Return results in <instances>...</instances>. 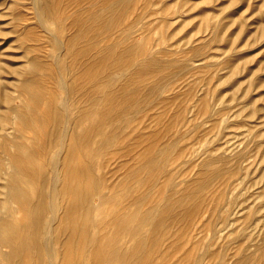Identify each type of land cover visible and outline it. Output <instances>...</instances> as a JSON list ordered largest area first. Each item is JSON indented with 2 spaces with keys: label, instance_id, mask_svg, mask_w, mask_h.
<instances>
[{
  "label": "rangeland",
  "instance_id": "rangeland-1",
  "mask_svg": "<svg viewBox=\"0 0 264 264\" xmlns=\"http://www.w3.org/2000/svg\"><path fill=\"white\" fill-rule=\"evenodd\" d=\"M123 1L128 4L119 21L95 43L86 30L90 14L102 11L110 18ZM102 2L109 10H88V0H0V218L11 204L3 194L11 140L20 138L16 113L8 108L31 101L22 93L25 79H37L60 101L68 98L64 115L78 117L84 109L90 126L86 156L97 183L88 190V213L80 216L90 237L83 251L76 246L65 256L60 241L53 262L25 250L5 261L10 248L0 244V264H94V246L106 256L110 237L128 255L137 244L134 232L152 228L138 226L133 211L146 213L154 204L170 218L157 229L155 246L139 248L149 250L143 264H264V0ZM111 46L116 53L105 58ZM119 46L134 49L136 64L112 66L102 90L113 99L100 97L94 105L80 90L68 92L84 85L79 65L87 56L114 59ZM141 67L148 71L135 74ZM124 89L138 105L115 113ZM24 132L30 142L34 133ZM165 147L167 155L158 157L155 152ZM52 152L46 151L47 159ZM152 154L158 157L154 164L135 174ZM147 183L149 197L136 202ZM187 189L191 197L175 203ZM167 200L174 205L162 209ZM12 216L23 221L18 211ZM1 225L18 242L17 228ZM125 264H132L130 257Z\"/></svg>",
  "mask_w": 264,
  "mask_h": 264
},
{
  "label": "bare ground",
  "instance_id": "bare-ground-1",
  "mask_svg": "<svg viewBox=\"0 0 264 264\" xmlns=\"http://www.w3.org/2000/svg\"><path fill=\"white\" fill-rule=\"evenodd\" d=\"M127 4V1L120 2L117 9H113L115 15L112 14L110 18H104L102 11L101 13L90 14V18H88L90 24L87 22L88 27H86L87 35L89 37L91 35L95 43L96 40L104 39L122 16L123 12L119 15L120 9ZM49 5L46 4L48 12L53 13L54 9ZM98 5L99 8L109 10L107 3H99V0H88V10L95 9ZM42 11L44 12L43 8ZM99 20L101 25L97 24ZM83 46H85L83 51L88 52L91 43ZM113 48L115 47H107L102 55L105 58L114 55L116 52H111ZM97 50L102 52L101 48H97ZM132 51H134L133 48L119 46L118 57L114 59L107 60L103 57L91 59L87 56L84 63L79 65L80 77L83 79L84 85L75 86L68 92L71 94L72 90L74 92L80 90L82 96L88 95L90 103L94 105L99 103L100 97V102L101 99H113L114 94L107 98L104 97L102 86L107 83L112 66L124 67L125 69L136 64V55L130 56ZM147 71L146 67H141L138 70L135 69L134 73L138 75ZM25 80L22 84L24 87L22 93L27 94L31 101L19 108H8L9 111L16 113L19 124H16L18 134L15 135H17L16 137L20 136V138L11 140L14 151L8 154L7 163L9 167L3 192L4 196L10 199L11 204L7 207V215L0 218V229L3 226L1 224L9 223V225L15 226L19 232V240L13 244L14 237L0 231V244L9 245L10 248L3 255L5 261H11L15 255H17V259L21 258L22 250H25V255L35 253L37 256H41L44 254L53 262L56 253L54 246L58 242L61 241L62 250L66 256L67 252L71 255L76 246L83 251V244L90 238L86 223L80 220V216L87 214L90 209L87 205L89 187L97 185L91 173L90 157L86 156L89 155L87 148L90 144L88 132L90 126L88 124L85 126L87 114L83 108L78 117H68L67 114L64 115L71 108L68 98L60 101L51 92L41 88L37 79H34L35 82L29 81L31 82L30 85L28 80ZM120 94L122 98H116L118 104L115 113L134 110L138 105L135 96L128 93L126 89L122 90ZM44 101L48 103L46 108L42 107L46 103ZM80 101H83L82 97ZM40 108L41 114L38 111ZM100 120L102 121V118ZM100 123L96 124L100 125ZM77 126L80 130H76ZM24 129H29L34 133L30 142L23 138ZM47 150L53 151L48 159L46 158ZM167 151L168 149L165 147L161 148L160 152L155 153L159 155L158 157L163 158L167 155ZM158 157L154 154L146 156L143 162L134 169L135 174L143 165L151 162L154 164V160ZM4 164L5 162L0 158V168ZM46 166L49 167L48 170ZM152 175V178L148 175V180L151 179V182L155 176ZM135 177L134 175V180H138ZM36 182L40 186L35 184ZM48 183L51 186L49 192L43 187ZM149 184L147 183L141 188L142 192L136 202L141 201V199L145 201L149 197ZM138 186H142V184L135 185L134 189L138 190ZM34 193L36 194L35 200L32 197ZM190 197L191 191L187 189L180 193L179 199L175 203L182 204L184 199ZM173 205L174 200H167L162 209ZM158 209L159 206L154 204L146 213L139 208L133 211L132 215L138 220V226L152 225V228L146 233L134 232L137 239L134 250L132 249L128 255L125 254L121 246H118L116 237H110V250L106 256L102 255L100 246H94L93 255L97 256L94 264H113L114 262L125 264L127 257L131 258L132 264H143L145 262L143 258L149 250L139 248L152 242L155 246L159 235L157 229L164 224L165 219L170 218V215L167 214L159 215ZM14 211L23 215L22 222L12 216ZM61 235L63 238L60 237ZM77 264L84 263L79 260Z\"/></svg>",
  "mask_w": 264,
  "mask_h": 264
}]
</instances>
